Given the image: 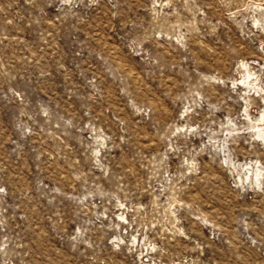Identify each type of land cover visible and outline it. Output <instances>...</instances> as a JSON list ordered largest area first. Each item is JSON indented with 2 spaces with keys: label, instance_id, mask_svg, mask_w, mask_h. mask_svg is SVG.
Here are the masks:
<instances>
[{
  "label": "rangeland",
  "instance_id": "obj_1",
  "mask_svg": "<svg viewBox=\"0 0 264 264\" xmlns=\"http://www.w3.org/2000/svg\"><path fill=\"white\" fill-rule=\"evenodd\" d=\"M263 112L264 0H0V264H264Z\"/></svg>",
  "mask_w": 264,
  "mask_h": 264
},
{
  "label": "bare ground",
  "instance_id": "obj_2",
  "mask_svg": "<svg viewBox=\"0 0 264 264\" xmlns=\"http://www.w3.org/2000/svg\"><path fill=\"white\" fill-rule=\"evenodd\" d=\"M245 65V64H244ZM244 82V81H243ZM248 82V81H247ZM245 83V82H244ZM249 83V82H248ZM264 117V112H263V114H262V116L261 117H258L257 119H256V121L258 122L259 120L260 121H262L261 119ZM255 123V122H254ZM253 123V124H254ZM261 123H255L253 126L254 127H257L256 129H258L259 130V136L261 137V136H263L264 137V127L262 128L261 127V125H260ZM260 125V126H259ZM264 126V125H263ZM262 137V138H263ZM252 167V173H251V175L254 177L255 176V178H258V177H260L261 175V171H262V168L260 167V166H258L256 169H255V165H252L251 166ZM252 182V181H251Z\"/></svg>",
  "mask_w": 264,
  "mask_h": 264
}]
</instances>
